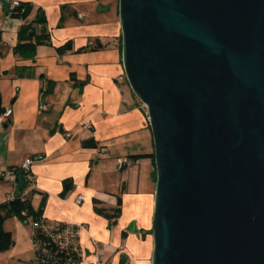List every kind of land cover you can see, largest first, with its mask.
I'll list each match as a JSON object with an SVG mask.
<instances>
[{"label":"water","instance_id":"water-1","mask_svg":"<svg viewBox=\"0 0 264 264\" xmlns=\"http://www.w3.org/2000/svg\"><path fill=\"white\" fill-rule=\"evenodd\" d=\"M118 18L154 143L151 264H264V0H118Z\"/></svg>","mask_w":264,"mask_h":264},{"label":"crops","instance_id":"crops-1","mask_svg":"<svg viewBox=\"0 0 264 264\" xmlns=\"http://www.w3.org/2000/svg\"><path fill=\"white\" fill-rule=\"evenodd\" d=\"M17 1L33 5L29 22L39 10L44 13L51 45L37 46L34 56L25 49L22 56L15 53L23 21L8 15L5 1L0 109L12 115L0 128V171L36 159L28 198L47 221L79 227L80 264H151L154 143L147 108L123 68L118 0L107 1L113 4L107 6L113 9L109 16L95 15L98 6L108 5L101 0ZM66 44L70 51H57ZM89 141L95 147L84 145ZM119 158L129 165L119 168ZM11 188L0 179V204L10 200ZM79 196L84 201L78 204ZM96 207L121 212L108 220ZM10 220L18 235L33 238L31 220L13 217L5 228Z\"/></svg>","mask_w":264,"mask_h":264},{"label":"trees","instance_id":"trees-1","mask_svg":"<svg viewBox=\"0 0 264 264\" xmlns=\"http://www.w3.org/2000/svg\"><path fill=\"white\" fill-rule=\"evenodd\" d=\"M33 10L30 3L19 2L13 10H9L8 15L13 19L23 21L18 32V44L15 53L23 55V50L30 52L34 56L35 50L39 45H51V35L46 27V17L39 10L37 17L33 21H28ZM122 48V39L120 40ZM96 49V48H94ZM71 44L57 48L58 52L70 51ZM82 51V50H80ZM0 109V114H2ZM86 147H95L93 141L84 144ZM153 166L155 167L154 154L151 155ZM156 178V168H155ZM29 187L24 174L18 170L16 173L15 198L6 203L0 204V254L9 251L15 244L11 232L5 228V223L10 218L16 217L27 223L31 220L33 225H37L32 238L35 249V261L33 264H80L81 249L79 245V227L64 223H52L43 218L42 210H35L31 200L22 198L23 192ZM97 205V203L95 202ZM119 205L121 201L119 200ZM96 212L108 220L116 219L120 215V208L107 211L102 208H95ZM69 245L64 247V243Z\"/></svg>","mask_w":264,"mask_h":264},{"label":"built area","instance_id":"built-area-1","mask_svg":"<svg viewBox=\"0 0 264 264\" xmlns=\"http://www.w3.org/2000/svg\"><path fill=\"white\" fill-rule=\"evenodd\" d=\"M5 1L6 0H0V11L3 10V8L5 7ZM8 4H9V10H13L15 7H17L19 5V1L17 0H7ZM12 115V110L11 109H7L4 111V113L0 114V128L2 127V125L5 123V121ZM86 127L89 128V124H86ZM71 134H67V137H71ZM102 154L105 153V150L101 151ZM36 162V159L34 158H27L23 165L21 166L20 169H6L4 171H0V179L4 180L5 182L9 183L12 185V187L14 188V192L12 193V198L10 200H13L15 198V191H16V173L18 170H20L24 176L26 181L29 184V187L23 192L22 194V198H27L29 197V195L34 191V178L31 175V169L33 164ZM118 163V167L119 168H123L124 166H128L129 165V161L126 158H119L117 160ZM84 201V197L83 196H79L77 198V203H82ZM34 227H37V225L35 224ZM69 245V243H64V247ZM34 246V245H33ZM35 250V249H34ZM75 264V263H73Z\"/></svg>","mask_w":264,"mask_h":264},{"label":"rangeland","instance_id":"rangeland-1","mask_svg":"<svg viewBox=\"0 0 264 264\" xmlns=\"http://www.w3.org/2000/svg\"><path fill=\"white\" fill-rule=\"evenodd\" d=\"M108 0H101V2L107 3L108 5H105L104 7H107L111 4L112 1L107 2ZM99 6L96 8L95 15L97 14ZM116 14L118 16V5L116 8ZM113 13V9L109 11L107 14L108 16ZM11 192H14V188H11ZM11 194V193H10ZM12 198V194L10 195V198ZM10 201V200H9ZM13 221H8L6 224V229L9 231H13V238H14V246L7 252L0 254V264H33L35 261V250L32 244V239L27 233H18L16 230H14V227L12 225Z\"/></svg>","mask_w":264,"mask_h":264}]
</instances>
